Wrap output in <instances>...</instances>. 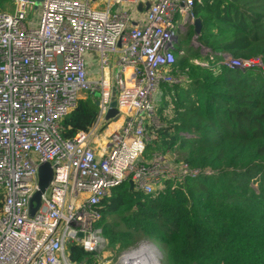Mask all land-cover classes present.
Wrapping results in <instances>:
<instances>
[{
	"label": "built area",
	"instance_id": "built-area-1",
	"mask_svg": "<svg viewBox=\"0 0 264 264\" xmlns=\"http://www.w3.org/2000/svg\"><path fill=\"white\" fill-rule=\"evenodd\" d=\"M14 2V13H0V264H75L67 254L74 244L96 253L97 264H110L103 262L107 248L96 206L112 190L132 180L134 191L150 196L165 182L214 174L159 155L144 162L145 122L155 121L160 87L183 82L173 67L178 31L193 26L192 0H108L102 9L89 0H44L35 23L27 21L35 0ZM88 56L97 61L98 80L88 78ZM220 62L264 75L258 59L223 56ZM97 93L94 126L63 139L65 117L79 99ZM112 93L118 117L106 121ZM117 121L119 128L98 146L100 133ZM44 163L52 180L30 217ZM147 246L155 249L142 244L115 264H150Z\"/></svg>",
	"mask_w": 264,
	"mask_h": 264
},
{
	"label": "trees",
	"instance_id": "trees-1",
	"mask_svg": "<svg viewBox=\"0 0 264 264\" xmlns=\"http://www.w3.org/2000/svg\"><path fill=\"white\" fill-rule=\"evenodd\" d=\"M192 15L202 24L197 43L212 57L192 47L176 55L173 75L183 82L160 87V128L145 122L144 162L177 150L182 156L169 164L214 174L165 182L150 196L130 193L125 182L96 206V228L117 252L153 244L162 264H264V75L216 66L223 56L264 65V0H192ZM96 101H77L62 122L63 139L90 131ZM3 201L0 193V210ZM67 254L72 263L97 264L96 253L75 244Z\"/></svg>",
	"mask_w": 264,
	"mask_h": 264
},
{
	"label": "rangeland",
	"instance_id": "rangeland-1",
	"mask_svg": "<svg viewBox=\"0 0 264 264\" xmlns=\"http://www.w3.org/2000/svg\"><path fill=\"white\" fill-rule=\"evenodd\" d=\"M33 19V16L32 15H28L27 16V21H31ZM183 18L182 17H178L177 21H182ZM190 23L191 22H188L185 27L181 28L179 31H178V37H177V44H176V47L179 48L180 52H179V57H182L184 54H185V51L192 47L194 50H198L199 54H200V57L201 58H204L206 59L207 57H212L211 54H209V51L205 48H200L199 44L197 43L194 37V35H189V31H190ZM228 57V56H227ZM95 58V57H94ZM211 60V58H210ZM208 65L209 67V64L207 63V61H204V60H197V61H194L195 64L197 65H200V66H203L205 63ZM87 64H88V68H92L93 65L90 64L89 62V59H87ZM205 64V65H206ZM223 64H221V62H218L216 64V66H221ZM95 69L98 67V65H95ZM161 95V94H160ZM99 96V93L96 94V98H98ZM155 117V116H154ZM155 124L154 127L156 128H160V124L159 122L157 123V120L155 119V121L153 122ZM106 128V127H105ZM107 130L104 129L103 132H101V134L105 133ZM182 156V154L179 152V151H172V154L171 155H168L165 157V159H169V160H173V159H178V157ZM253 188H255V185L253 186ZM146 245V244H149L148 242H144V243H141L139 244L138 246L134 247V248H131V251H136L138 250V247L140 245ZM152 245V244H151ZM155 247V246H154ZM130 250V249H129ZM158 255L160 256V258L162 257V254L161 252L155 247L154 249ZM127 251V250H126ZM124 252V251H122ZM122 252H117V250L115 249H108L107 248V251L104 252L103 256H104V259H103V262L107 261L109 262L110 261V264H115L117 258L121 255Z\"/></svg>",
	"mask_w": 264,
	"mask_h": 264
},
{
	"label": "water",
	"instance_id": "water-1",
	"mask_svg": "<svg viewBox=\"0 0 264 264\" xmlns=\"http://www.w3.org/2000/svg\"><path fill=\"white\" fill-rule=\"evenodd\" d=\"M44 0H35L37 5H40ZM95 1V0H93ZM149 4L146 3L144 6L142 4L138 5V10L140 12L143 11V9H148ZM193 27H194V37L197 41V38L200 34V30L202 28V24L200 20H195L193 22ZM98 102H96V106L98 107ZM118 117V111L116 109V103H115V97H114V93H112V97H111V108L110 110L107 112L106 116H105V120L109 121V120H115ZM52 176H53V171L51 168V165L49 163H44L41 164L38 167V190L35 192V194L31 197L30 201H29V205H28V209H29V215L30 217H32L35 212L39 209L40 207V199H41V195L44 193V191L46 190V188L48 187L49 183L52 180ZM127 184L129 186V192L133 193L134 192V183L132 180L127 181ZM81 237V235H79Z\"/></svg>",
	"mask_w": 264,
	"mask_h": 264
},
{
	"label": "crops",
	"instance_id": "crops-1",
	"mask_svg": "<svg viewBox=\"0 0 264 264\" xmlns=\"http://www.w3.org/2000/svg\"><path fill=\"white\" fill-rule=\"evenodd\" d=\"M89 1L93 4L94 7L100 8V9L104 8L106 6V3L108 2V0H95V1L89 0ZM0 3H1V7H2L0 12H2V13H14V11H15L14 0H0ZM39 10H40V5H36V6L28 9V15L30 14L33 16L34 23L37 21ZM87 59H89L90 64L93 65L92 68H88V78L90 80H93V81L98 80L101 77V72H100L98 67L95 69V67H96L95 65H97L96 59L93 56H88ZM120 125H121L120 121L109 123L106 126V128H107L106 132L103 134L100 133V135L98 136V140H97L98 146L101 147L102 143H105L106 138L114 130H117Z\"/></svg>",
	"mask_w": 264,
	"mask_h": 264
},
{
	"label": "bare ground",
	"instance_id": "bare-ground-1",
	"mask_svg": "<svg viewBox=\"0 0 264 264\" xmlns=\"http://www.w3.org/2000/svg\"><path fill=\"white\" fill-rule=\"evenodd\" d=\"M145 253L151 258V263L150 264H158L157 260L159 258L158 253L154 250L153 247L147 246L145 249Z\"/></svg>",
	"mask_w": 264,
	"mask_h": 264
}]
</instances>
